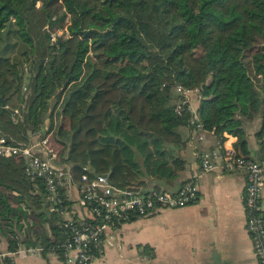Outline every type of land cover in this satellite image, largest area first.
<instances>
[{"label":"trees","instance_id":"trees-1","mask_svg":"<svg viewBox=\"0 0 264 264\" xmlns=\"http://www.w3.org/2000/svg\"><path fill=\"white\" fill-rule=\"evenodd\" d=\"M55 25L62 33L52 41L46 27ZM263 31L264 0H0V136L27 143L52 132L73 183L93 179L91 165L118 192L144 191L150 178L172 181L184 169L177 129L191 115L187 105L175 112L181 86L199 90V121L218 146L232 135L246 157L264 81L250 83L233 62L250 47L242 61L253 68ZM254 64L264 75V55ZM46 198L22 162L0 160V247L59 253L64 236Z\"/></svg>","mask_w":264,"mask_h":264},{"label":"built area","instance_id":"built-area-1","mask_svg":"<svg viewBox=\"0 0 264 264\" xmlns=\"http://www.w3.org/2000/svg\"><path fill=\"white\" fill-rule=\"evenodd\" d=\"M46 29L50 32L52 41L62 33ZM175 93L180 96L175 108L176 114L180 115L183 105H187L191 115L189 127L197 132L195 139L201 141L205 130L196 109L192 107V99L199 98V90L176 86ZM257 95H262L261 90L257 91ZM57 146L52 132L33 135L27 143H13L0 136V160L22 162L28 177L44 181L47 210L58 217L57 223L64 236H57L55 240V251L59 252L62 264H91L102 254L108 231L131 218L147 217L164 209L181 208L195 203L198 200L201 175L216 167L226 172L239 171L245 174V229L250 236L256 259L259 264H264V159L257 162L237 153L235 149L219 145L210 152L200 154L199 173L187 179L176 192L139 190L120 197L118 194L123 192H118L110 185L108 175L96 172L93 174L89 171V166L85 170L93 174V179L84 174L79 183H73L70 168L61 162V148ZM62 191L72 205L69 208L64 205ZM74 207L83 211V214L79 215ZM41 252L40 246L19 247L16 251L2 246L0 264H16L19 254L35 256Z\"/></svg>","mask_w":264,"mask_h":264},{"label":"crops","instance_id":"crops-1","mask_svg":"<svg viewBox=\"0 0 264 264\" xmlns=\"http://www.w3.org/2000/svg\"><path fill=\"white\" fill-rule=\"evenodd\" d=\"M264 36V31H263ZM250 48V47H249ZM247 48V49H249ZM256 50L264 45L253 47ZM234 61L249 82L263 86L264 75L257 71L255 57L251 69L242 61V54ZM260 73V77L257 76ZM260 99V118L246 126L247 158L260 162L264 159V136L256 137L264 117V89ZM198 101L192 99L196 109ZM178 155L184 161V169L172 181L150 178L146 190L176 192L193 175L199 173V156L218 147L213 132H203L197 141V132L189 126L177 129ZM221 145L234 148L237 138L224 134ZM82 135L75 139L78 146L70 153L75 158L83 148ZM237 152V151H236ZM237 153L242 154L240 151ZM243 155V154H242ZM63 164L69 166L67 163ZM245 174L239 171L226 172L219 167L203 173L198 186V200L185 207L164 209L147 217H136L108 231L104 238L102 254L91 264H259L251 239L245 229L243 192ZM79 215L83 211L74 207ZM16 264H62L57 253L31 256L19 254Z\"/></svg>","mask_w":264,"mask_h":264},{"label":"rangeland","instance_id":"rangeland-1","mask_svg":"<svg viewBox=\"0 0 264 264\" xmlns=\"http://www.w3.org/2000/svg\"><path fill=\"white\" fill-rule=\"evenodd\" d=\"M39 5V4H38ZM37 5V6H38ZM54 28H50V31H52V30H56V31H59V32H61L62 30L61 29H58L57 28V26L55 25V26H53ZM47 28H48V26H47ZM25 50H27V48L24 46H20V52H19V54H18V56H20V53L22 52V51H25ZM6 56V54H3V56L2 57H5ZM18 62H19V64H20V68H22L23 67V55L22 56H20L18 59ZM47 125H48V121L47 120H45V124H44V126L45 127H47ZM78 146V145H77ZM58 148H60L59 146H57ZM79 148H83V142L82 143H80V145H79Z\"/></svg>","mask_w":264,"mask_h":264},{"label":"water","instance_id":"water-1","mask_svg":"<svg viewBox=\"0 0 264 264\" xmlns=\"http://www.w3.org/2000/svg\"><path fill=\"white\" fill-rule=\"evenodd\" d=\"M0 101H1L2 105L4 106L5 105V101H4V99H3L2 96L0 97ZM89 171L92 172L93 174H95V172H94V170H93V168H92L91 165H89ZM137 192H139V189L138 188H129L125 192L119 193L118 196H120V197H126L128 194L137 193Z\"/></svg>","mask_w":264,"mask_h":264}]
</instances>
